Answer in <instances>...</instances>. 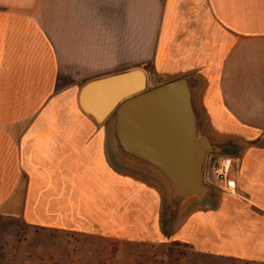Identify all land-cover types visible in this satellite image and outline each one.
Here are the masks:
<instances>
[{"label": "crops", "instance_id": "1", "mask_svg": "<svg viewBox=\"0 0 264 264\" xmlns=\"http://www.w3.org/2000/svg\"><path fill=\"white\" fill-rule=\"evenodd\" d=\"M54 32H68L66 45ZM79 32H90L89 58L71 43ZM134 66L151 85L198 74L206 132L236 144L224 155L234 189L217 181L216 203L192 207L169 231L159 186L112 167L105 122L79 104L84 81ZM132 183L146 187L144 214L162 238L214 264H264V0H0V218L110 233L113 212L123 231L132 212L141 229L143 193Z\"/></svg>", "mask_w": 264, "mask_h": 264}, {"label": "water", "instance_id": "2", "mask_svg": "<svg viewBox=\"0 0 264 264\" xmlns=\"http://www.w3.org/2000/svg\"><path fill=\"white\" fill-rule=\"evenodd\" d=\"M201 85L194 72L151 85L146 70L134 66L86 80L79 89L81 108L105 122L112 167L160 187L164 231L192 207L216 203L219 188L207 178L209 161L237 153L234 142L206 132Z\"/></svg>", "mask_w": 264, "mask_h": 264}, {"label": "rangeland", "instance_id": "3", "mask_svg": "<svg viewBox=\"0 0 264 264\" xmlns=\"http://www.w3.org/2000/svg\"><path fill=\"white\" fill-rule=\"evenodd\" d=\"M54 33L66 45L68 32ZM151 35L152 32H144L142 62L146 69L151 68V55L146 50V41ZM70 40L81 55L90 57V32H79L78 36H71ZM123 65L120 62L113 64L111 70L120 69ZM132 184L128 185V190H142L143 193L140 208L144 215L143 228L130 225L135 217L132 212H127V229L124 231L115 228L119 222L114 221V218H119V214L113 212L111 219L105 223L110 226V233L96 228L84 233L30 227L20 218H0V264H214L195 255L188 247L173 243L171 236L162 238L156 234L154 219H150V214H144L146 208L150 209L149 198L144 190L146 187L139 183Z\"/></svg>", "mask_w": 264, "mask_h": 264}, {"label": "built area", "instance_id": "4", "mask_svg": "<svg viewBox=\"0 0 264 264\" xmlns=\"http://www.w3.org/2000/svg\"><path fill=\"white\" fill-rule=\"evenodd\" d=\"M232 164V159L229 156L217 154L209 161V171L207 178L209 181L216 183L219 180L226 181V188L234 189L233 181L228 179V169Z\"/></svg>", "mask_w": 264, "mask_h": 264}, {"label": "bare ground", "instance_id": "5", "mask_svg": "<svg viewBox=\"0 0 264 264\" xmlns=\"http://www.w3.org/2000/svg\"><path fill=\"white\" fill-rule=\"evenodd\" d=\"M209 165V164H208ZM207 173H208V168H207Z\"/></svg>", "mask_w": 264, "mask_h": 264}]
</instances>
